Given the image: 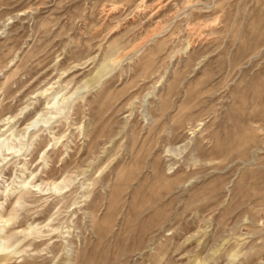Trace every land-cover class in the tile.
Instances as JSON below:
<instances>
[{"label":"rangeland","instance_id":"obj_1","mask_svg":"<svg viewBox=\"0 0 264 264\" xmlns=\"http://www.w3.org/2000/svg\"><path fill=\"white\" fill-rule=\"evenodd\" d=\"M0 246L264 264V0H0Z\"/></svg>","mask_w":264,"mask_h":264},{"label":"bare ground","instance_id":"obj_2","mask_svg":"<svg viewBox=\"0 0 264 264\" xmlns=\"http://www.w3.org/2000/svg\"><path fill=\"white\" fill-rule=\"evenodd\" d=\"M3 245H4V244H3ZM0 250H1V251H3V250L5 251V250H7V247L4 248L3 246H0Z\"/></svg>","mask_w":264,"mask_h":264}]
</instances>
